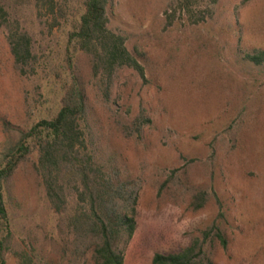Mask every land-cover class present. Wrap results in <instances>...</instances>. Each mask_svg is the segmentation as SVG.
I'll use <instances>...</instances> for the list:
<instances>
[{
    "label": "rangeland",
    "instance_id": "rangeland-1",
    "mask_svg": "<svg viewBox=\"0 0 264 264\" xmlns=\"http://www.w3.org/2000/svg\"><path fill=\"white\" fill-rule=\"evenodd\" d=\"M83 1L54 0L61 12H51L42 0H4L31 35L37 61L33 74L15 72L0 28V149L17 128L27 130L57 109L69 77L66 33ZM169 2L114 0L108 27L141 54L144 78L120 71L108 100L88 59L73 55L105 142L141 183L123 264L175 253L214 220L227 238L225 249H211L215 264H264V65L242 60V53L264 50V0H200L211 9L200 24L178 11L168 24ZM141 110L151 123L139 136L123 134ZM36 159L34 152L5 186L9 223L40 264L56 263L59 217L32 168ZM192 188L214 193L220 207L211 198L193 211Z\"/></svg>",
    "mask_w": 264,
    "mask_h": 264
},
{
    "label": "trees",
    "instance_id": "trees-1",
    "mask_svg": "<svg viewBox=\"0 0 264 264\" xmlns=\"http://www.w3.org/2000/svg\"><path fill=\"white\" fill-rule=\"evenodd\" d=\"M42 1L51 12L54 8L61 12L54 0ZM113 7L114 0L83 1L81 13L71 21L66 33L69 77L62 87L57 109L27 130L17 128L14 138L0 149V264H7L9 257L15 264H40L34 248L15 239L5 201V186L18 166L34 152L37 159L32 168L51 210L59 217V261L48 264H123L125 248L136 228L140 179L129 175L105 142L84 84L73 67V55L83 54L89 61L91 75L100 82L105 100L120 71L130 69L144 78L141 54L130 52L125 38L108 27V14ZM208 8L200 0H170L164 14L168 24L176 11L190 24H200L211 17ZM0 28L14 71L20 75L33 74L37 61L33 39L11 17L4 0H0ZM242 60L263 66L264 50L242 53ZM150 123L141 110L130 127L120 131L139 136ZM2 127L8 131L6 121H2ZM211 198L220 207L214 193L192 188L190 208L198 211ZM215 243L223 249L227 247L226 235L216 220L179 251L154 254L151 264H215L211 257Z\"/></svg>",
    "mask_w": 264,
    "mask_h": 264
}]
</instances>
